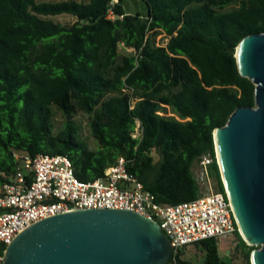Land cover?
Wrapping results in <instances>:
<instances>
[{
    "label": "trees",
    "instance_id": "16d2710c",
    "mask_svg": "<svg viewBox=\"0 0 264 264\" xmlns=\"http://www.w3.org/2000/svg\"><path fill=\"white\" fill-rule=\"evenodd\" d=\"M113 1L0 0V187L16 172V153L67 156L82 182L123 157L156 204L178 205L200 197L194 168L209 157V179L224 194L213 134L238 108L256 106L235 54L243 39L264 34V0H142L144 15ZM62 15L76 22L50 19ZM160 34L166 45L156 44ZM121 45L134 55L121 56ZM118 87L127 92L113 95ZM54 109L65 117L57 134ZM79 113L97 150L80 137ZM235 236L250 264L258 248ZM195 246L201 264H232L214 239ZM184 254L177 264H193Z\"/></svg>",
    "mask_w": 264,
    "mask_h": 264
},
{
    "label": "water",
    "instance_id": "95a60500",
    "mask_svg": "<svg viewBox=\"0 0 264 264\" xmlns=\"http://www.w3.org/2000/svg\"><path fill=\"white\" fill-rule=\"evenodd\" d=\"M240 75L256 87L255 108H238L214 131L224 188L252 264H264V34L241 41ZM225 179V180H224ZM173 251L151 221L127 211L59 215L25 230L7 248L4 264H169Z\"/></svg>",
    "mask_w": 264,
    "mask_h": 264
},
{
    "label": "built area",
    "instance_id": "2783aa9c",
    "mask_svg": "<svg viewBox=\"0 0 264 264\" xmlns=\"http://www.w3.org/2000/svg\"><path fill=\"white\" fill-rule=\"evenodd\" d=\"M113 3H117L114 0ZM112 3V5H113ZM109 19H114L109 12ZM18 165L10 182L0 187V264L7 248L25 230L44 220L75 212L116 210L136 213L151 221L169 240L172 263L180 253L207 240L236 237L240 227L225 193H204L192 202L158 205L153 194L128 170L130 160L120 157L103 177L80 181L67 156L14 155ZM209 157L201 161V179L209 182ZM198 181V180H197ZM200 186V183H198Z\"/></svg>",
    "mask_w": 264,
    "mask_h": 264
},
{
    "label": "rangeland",
    "instance_id": "374dc122",
    "mask_svg": "<svg viewBox=\"0 0 264 264\" xmlns=\"http://www.w3.org/2000/svg\"><path fill=\"white\" fill-rule=\"evenodd\" d=\"M43 1H48V0H38V2H43ZM77 1L84 3L90 2V0H77ZM123 6L125 11L131 15H135L137 13L144 15L146 14L147 11L146 5L142 0H125ZM50 19L62 25H72L76 22L75 18L68 15L51 17ZM167 42L168 39H166L164 34H160L156 37L157 45H166ZM119 52L121 56L134 55L133 50L124 49L122 45L119 48ZM122 92H127V88L118 87L117 90L114 91L113 95H119ZM53 112H54V118H53L54 131L57 134L59 131H61V129L64 126L65 117L56 109H54ZM168 116H173V114L170 113V109L168 110ZM73 121L75 125L79 128V134L81 139L89 146L91 150H97L98 144L90 133L88 115L84 113H79L74 117ZM139 137H140V130L139 127H137L135 138H139ZM154 156L157 161L159 159L158 156L157 155ZM200 172H201V162L196 164L194 168V175L198 180V183H200V187L204 193L210 192L216 194L214 183L211 180H209V182L206 179L202 180L200 176ZM219 251H220V256L221 258H223V260L227 262L231 261L232 264H244L242 260L241 251L237 249L236 237L220 241ZM203 258H204V253L197 246H191L187 248L183 257L184 260L189 261L193 264H201ZM250 264H252L251 259H250Z\"/></svg>",
    "mask_w": 264,
    "mask_h": 264
},
{
    "label": "bare ground",
    "instance_id": "6f19581e",
    "mask_svg": "<svg viewBox=\"0 0 264 264\" xmlns=\"http://www.w3.org/2000/svg\"><path fill=\"white\" fill-rule=\"evenodd\" d=\"M225 180V179H224ZM240 234L242 235V237L245 239V241H247L246 240V237H245V235H244V233H243V231H242V229L240 228Z\"/></svg>",
    "mask_w": 264,
    "mask_h": 264
}]
</instances>
